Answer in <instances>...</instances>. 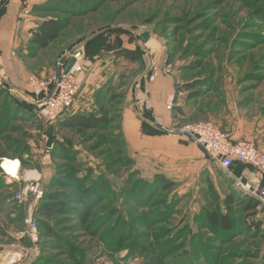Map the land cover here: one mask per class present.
<instances>
[{"label":"rangeland","instance_id":"1","mask_svg":"<svg viewBox=\"0 0 264 264\" xmlns=\"http://www.w3.org/2000/svg\"><path fill=\"white\" fill-rule=\"evenodd\" d=\"M50 16L66 19L55 13ZM69 24L58 41L39 51L37 62H30L33 67L49 64L52 75L48 71L44 76L34 71L31 75L54 77L56 59L64 49L97 30L124 28L133 36L150 33L148 43L140 42L146 63L149 65L152 57L157 58L160 71L178 83L182 96L188 94L183 90L184 84L216 71L219 79L225 81L222 87L225 97H230L233 103L249 102L252 115L264 112V80L257 82L264 79V0H117L86 19H70ZM110 37L109 42L114 40V36ZM128 38L121 36L123 43ZM113 61L110 60V65L115 79L111 85L107 87L106 82L95 87L91 91L92 102L76 112L100 110L110 120L108 128L84 134L63 130L60 123L74 113L73 108L57 121L49 122L33 107L18 108L23 114L18 111L10 125L0 126V157L5 156L0 160L20 162V181L12 180L0 169V264H264V241L244 231L256 221L264 229V206L255 216L243 214L240 209L247 201L241 193L244 190L228 173L217 175L216 169L220 167L210 159L206 160L211 167L195 178L182 177L179 171H166L172 173L168 177L175 181L170 191L147 189L139 180L134 182L136 169L144 177L142 182L151 181L152 170H143L141 156L134 159V168L122 165L114 142L118 141L117 116L128 101L129 91L135 87L130 80L131 72L139 69L140 73L134 77L138 84L147 67L142 71L138 65ZM196 61L203 63L200 69L193 72L183 69ZM124 74L128 75L125 76L128 81L120 80ZM244 78L252 81L239 84ZM5 85L0 82V114L5 99L10 103L8 108L15 109L18 105L10 98L14 95L35 104V97L27 90L20 95ZM105 89L110 93L97 102L95 94L101 91L104 95ZM84 96L82 86L76 102L83 101ZM219 98L215 90L193 102L201 105L198 111L189 113V119L178 123L175 130L196 121L204 122L205 112L199 110H204L208 103L219 104ZM61 145L71 153L70 159L60 151ZM246 171L254 172L253 169L243 172ZM29 172L38 176L43 202L62 201L63 209L47 217L37 214L42 201L37 202L27 191L32 183L25 180ZM242 178L243 182L250 180ZM251 181L256 185L257 179ZM208 182L214 189H210ZM91 183L100 187V195L95 192L96 197L91 196L94 200L83 206L78 200L82 196L79 192L86 187L85 195ZM18 192L23 194L22 200H17ZM57 196L61 199L55 200ZM227 197L234 198L232 207L238 226L225 237L211 231L205 215L210 210L226 213ZM85 199L89 200L87 196ZM30 218L39 225L35 244L26 234V221ZM48 228L54 233L47 234Z\"/></svg>","mask_w":264,"mask_h":264},{"label":"crops","instance_id":"2","mask_svg":"<svg viewBox=\"0 0 264 264\" xmlns=\"http://www.w3.org/2000/svg\"><path fill=\"white\" fill-rule=\"evenodd\" d=\"M2 1L0 0V3ZM50 1L7 0L4 14L0 17V82H4L8 87L20 93V95L22 91L27 90V79L31 75V72L34 71L42 76L49 72V75H52V67L49 64L40 65V67L30 65V62H37L40 56V54L33 56L30 52L32 49L31 41L33 33L42 22L54 18L50 16L51 13L38 12L35 9L50 6ZM140 42H142L141 39L129 42L128 38L124 43V47L134 50L137 45L142 46ZM73 48L68 47L58 54L53 73H57L60 59ZM82 52V86L85 96L83 101L82 99H78L75 102L72 109L74 114L78 111H83L81 108L87 102H92L91 91H95L93 90L95 87L99 88L108 80L115 79V71L111 68L110 60L113 59V63L116 62V64L119 61H123L116 59L113 54L114 52H109L106 49L95 52L93 58L86 55L85 46L82 47ZM152 63L158 65L159 62L157 58L152 57L149 65L146 63V59H144V67L141 68L139 64H127L132 67L133 65H138L142 71H145L147 67L148 70L146 69V72L148 73ZM138 71L139 69H134L135 73L131 72L132 77L130 80H133L135 89L133 88L129 91L128 101H126L119 113L120 129L127 143L128 153L134 159L137 156L142 157L144 162L141 167H145L143 170H152V172H149L150 177L155 173H164L169 176L172 173H167L166 171H179L182 177L193 175V178H195L199 172L204 171L205 168H209L210 164L196 143L183 138L182 135L175 132V128L180 122L174 118V113L168 111L166 108L170 97L174 99L173 107L181 106L187 109L188 106H192L195 103L193 101H182L185 97L180 93L178 100L174 79L168 74L161 73L156 81L151 84L148 99L152 107L151 113L154 118V125L160 127L165 133L160 135L145 134L142 130V120L136 111L134 103V95H136V89L139 85L134 80V77L140 73ZM146 72L143 74L144 76H146ZM129 101L130 106L128 105ZM218 103H208L210 108L208 106L205 107L206 120L220 127L233 141H252L264 151V112L257 111L259 112L258 114L252 115L253 110L248 106L249 102L233 103L230 97H225V93L223 101L219 100ZM196 106L199 109L200 104H196ZM193 110H196V108ZM229 174L233 176L232 173ZM251 174V172L246 171L243 172L241 177L250 179ZM235 179L238 181L237 177Z\"/></svg>","mask_w":264,"mask_h":264},{"label":"trees","instance_id":"3","mask_svg":"<svg viewBox=\"0 0 264 264\" xmlns=\"http://www.w3.org/2000/svg\"><path fill=\"white\" fill-rule=\"evenodd\" d=\"M115 1L117 0H51L50 6L48 5V6L36 8L35 10L38 12L43 11V12H47L51 14L55 13L59 15H64L66 16V19H63V17L59 16L57 18L48 19L42 22L40 26L38 27V29L33 33V38L31 41L32 49L30 51L31 54L33 56H37L39 51L41 52V51L49 49L52 44L58 41V39L60 38L64 30L71 26L69 24L70 19H81V20L86 19L89 16L97 14L103 7H105L106 5H109L110 3H114ZM6 3H7V0H3L0 3V17H2L4 14V8H5ZM122 35H128L130 37L129 42H135L136 40H140V37L133 36V33H131V31H126V29L124 28H117V27L112 28L111 27L108 29L97 30L91 33L90 35L88 34L84 35V37L81 40H78L73 46H71V48L85 44L84 46H85L86 55L90 58H93V54L97 52L98 50L106 49L109 52H114L113 54L118 60H123L127 63L139 64L140 67H144L145 52L143 51L142 46L137 45L134 50L125 48L124 43L121 39ZM110 36H114V41H111V42L107 41V37H110ZM202 66H203V63L201 61H196V62H193L188 67H185L183 69L185 71L193 72V71H196L197 69H200ZM211 71H214V70H211ZM214 72H215L214 75H213V72H211V75L208 74L205 78L201 80H196V81L186 83L183 85V90L188 91V94L185 96L186 102H190V101L197 102L198 100H202V98L206 96L207 92H215V90L216 92L219 93V96H220L219 99L223 101L224 94L222 93L223 91L222 87L225 84V81L223 79H219L218 75H216L217 72L216 71ZM125 76H128V75L126 74H124V76L121 75L120 80L121 78L122 79L125 78L126 80L129 79V77L127 78ZM263 80L264 79H259L257 80V82H262ZM111 81H113V79H110L107 81L108 82L107 87L111 85ZM250 81L252 80L244 78L239 82V84L249 83ZM143 82L144 80L140 79V82L138 84L143 85ZM253 82H255V80ZM175 87L177 89L176 90L177 91L176 96H177L181 89H178L179 88L178 83L176 82H175ZM7 88L9 87L7 86ZM243 90H245L244 87H243ZM27 92L29 91L27 90ZM109 93L110 91L107 89H105L104 95H102L101 91H98L97 94H95L96 101L97 102L101 100L103 101L104 100L103 98H106V96ZM5 95L7 96L8 93H5ZM10 98L14 101V104L17 103L18 105L14 107L15 109L8 108L7 105L10 103H7V99L4 100V103L2 104L3 105L2 113L0 114V126L3 125L7 127L8 125H10L11 121L14 120L13 119L14 114L18 113L19 111L18 108L25 109L27 107H33L35 109H39L37 105L26 101L23 97H18L17 95H14ZM41 99L43 100L44 97L43 98L41 97ZM206 106H208V104ZM194 108H196V110L198 111L196 104H193L192 106H188L187 109H189V111H187L186 108H183L181 106L173 107V110H172V112L174 113L173 116L174 118L178 119L180 123H183L189 119V118L187 119V117L189 116V113L193 114L194 111H196V110H193ZM38 111H40V109ZM199 112L201 113L205 112V109L199 110ZM18 114H23V110L19 111ZM117 118L119 122L118 141L114 142V147L117 150L116 155L120 159V163H122V165L131 166L134 168L135 160L128 153L127 143L120 129L121 127H120L119 115L117 116ZM140 119L142 120V130L145 134L160 135V134L165 133V131L162 130L160 127L154 125V118L152 117L151 111H145ZM204 121L206 122L207 120H204ZM196 122H199V121H196ZM109 125H110V120L108 119L107 116L103 115L100 110L96 113L94 112L87 113V114H84V113L74 114L73 113L71 114L70 117H68L67 119H64L60 123V127L63 130L76 131L79 134H84L87 131H94V130H99L103 128H108ZM6 127H4L3 129H5ZM66 148L67 147H64L63 145H61L60 151L65 153L66 156H69V159H70L71 153L68 150H66ZM204 157L205 159L208 158L211 161H213L209 157V155L206 153H204ZM0 158L3 159L5 158V156H1ZM245 169H251V167L245 164L235 163L231 167V170H230V173L233 174L231 178L232 179H234L235 177L240 178ZM216 170H217L216 171L217 175H220L221 173L229 174V172H225L221 170V168H217ZM143 178L144 177L141 176V173L136 169L132 179L135 180L134 181L135 183L138 182L137 180H139L141 183V186H145V188L147 189L158 190V188H160V190H163V191H170L175 187V181L169 178L164 173H155L152 176V179H150L151 180L150 182L149 181L142 182L144 181ZM258 179L259 180L257 181L256 185L260 183L261 186L264 187V175L258 173ZM100 182H103V181H100ZM5 184L8 186L7 183ZM208 184H209L210 189H214L213 184L211 182L210 183L208 182ZM256 185H253V186H256ZM84 188L86 187H81L79 196L81 195L82 196L78 198V200L81 201L83 206L84 204L86 205L85 202H91L90 200L92 201L94 200V198H91V196H94L95 192L98 194V196L100 195L99 193L100 187L97 185H94V183H91V185L87 186L85 195H84ZM146 191H144V193ZM241 193L245 197H247V201H245L244 206L240 209L243 214H249V216H255L259 210L263 209L264 204L259 198L251 195V193L247 191H241ZM86 196L89 198V200L85 199ZM67 197H69V195ZM59 198L60 197L57 196L55 200H58ZM72 198L74 197H70L69 199H72ZM233 200L234 198L232 197L226 198L225 200L226 213H219L217 210L206 211V215H205L206 222L208 226L210 227L211 231L218 232L220 234H223L222 236H225V235L231 234L233 231L236 230L238 224L235 220V214H234V210L232 207L234 204ZM41 201L42 202L39 208L37 209V214L40 217L50 216L51 214L56 212L58 209H63L62 207L65 206L62 201L61 202L56 201L55 203H44L43 199ZM38 228H39V225H38ZM244 231H246L247 234L256 235L262 241H264V229H263V224L261 222L256 221L253 223H249L246 226ZM53 233L54 232L50 228H48L47 234L51 235ZM52 238L56 239L58 237L56 235H52ZM48 264H55V263H48Z\"/></svg>","mask_w":264,"mask_h":264},{"label":"built area","instance_id":"4","mask_svg":"<svg viewBox=\"0 0 264 264\" xmlns=\"http://www.w3.org/2000/svg\"><path fill=\"white\" fill-rule=\"evenodd\" d=\"M76 63L68 74H62L60 80H57V75L46 79L37 75H30L27 79V90L34 95L36 100L33 102L39 105L40 115L49 122H55L60 119L65 113L73 108L76 98L82 88V74H83V52L77 54ZM162 73L156 63L150 65L149 73L143 80V85L139 84L134 95V103L138 115H143L145 111H151V103L148 99L151 84ZM52 94L49 100L46 98ZM143 98L140 99V96ZM41 97L44 99L42 100ZM174 99L170 97L167 102V110H173ZM175 132L180 135L189 133L193 137V142L197 145H202L209 157L219 167L229 172L235 163L245 164L251 167L254 172L250 175V179H258V173L264 175V152L258 145L252 141H233L220 127L210 121L198 122L194 124L183 125ZM238 185H244V191L251 193V195L259 198L264 203V187L258 183L256 186L252 181L243 182V178H237ZM10 181V178H7ZM28 186V193L32 195L37 202L42 200L43 191L41 185L36 181ZM17 200L23 199V194L18 192L16 194ZM35 206L32 205L33 209ZM39 228L37 222L33 219L26 221V234L32 243H36L39 238Z\"/></svg>","mask_w":264,"mask_h":264},{"label":"water","instance_id":"5","mask_svg":"<svg viewBox=\"0 0 264 264\" xmlns=\"http://www.w3.org/2000/svg\"><path fill=\"white\" fill-rule=\"evenodd\" d=\"M140 39L142 41L143 44L148 43L149 39H150V33L149 32H145L140 36ZM88 41V40H87ZM85 45V44H84ZM84 45L78 46L73 48L72 50H70L64 57H62L58 63V68H57V80H60L62 74L66 75L69 73V71L72 69V67L75 65L76 63V55L77 54H81L82 53V47H84ZM52 94H50L46 100H49L51 98ZM185 137L189 138L190 140H193V137L191 134L189 133H185L184 134ZM200 150L204 153L207 154L206 150L204 149V147L202 145H197ZM3 160H0V162H2ZM1 166V163H0ZM239 187L243 189L242 184L239 185Z\"/></svg>","mask_w":264,"mask_h":264},{"label":"bare ground","instance_id":"6","mask_svg":"<svg viewBox=\"0 0 264 264\" xmlns=\"http://www.w3.org/2000/svg\"><path fill=\"white\" fill-rule=\"evenodd\" d=\"M1 163V169L4 171V173L8 174L9 177L12 179V180H17V181H20V162L18 161H2L0 162ZM25 180H31V181H34V180H38V176L35 172H29L27 173V175H25ZM244 186V185H242ZM13 259V258H12Z\"/></svg>","mask_w":264,"mask_h":264}]
</instances>
